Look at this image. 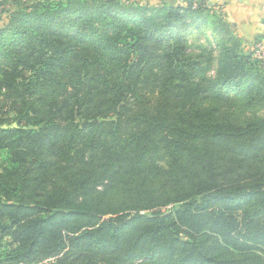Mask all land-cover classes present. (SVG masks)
I'll return each instance as SVG.
<instances>
[{
    "label": "trees",
    "instance_id": "1",
    "mask_svg": "<svg viewBox=\"0 0 264 264\" xmlns=\"http://www.w3.org/2000/svg\"><path fill=\"white\" fill-rule=\"evenodd\" d=\"M205 1L0 2L5 263L264 264V64Z\"/></svg>",
    "mask_w": 264,
    "mask_h": 264
},
{
    "label": "rangeland",
    "instance_id": "2",
    "mask_svg": "<svg viewBox=\"0 0 264 264\" xmlns=\"http://www.w3.org/2000/svg\"><path fill=\"white\" fill-rule=\"evenodd\" d=\"M3 0H0V2ZM36 1H42V0H36ZM65 1V0H64ZM123 2L126 3H131V4H137L139 6H151V7H162L163 4H168L162 0H122ZM33 0H21V3L26 4V3H32ZM205 2H207L208 4H212V6H214L215 11L218 13V15H220L221 17L224 18L225 21H227L226 17L224 16V13L222 12V8H220V6L218 5H214L212 2V0H206ZM170 5V4H168ZM173 5H179L181 6H186L185 3L183 2H179V3H175ZM172 5V6H173ZM10 9L9 6L2 8L1 10H4L5 13L1 14L2 16V21L0 23V27L3 28L5 27L8 23H9V14L6 13V11H8ZM228 22V21H227ZM229 23V22H228ZM231 24V23H229ZM235 35L242 41V52L244 54L247 55H253L254 57H256L257 59H259L260 61L263 62V59L260 58V56L258 55V46L259 44L264 43V36L262 37V39L260 41H255V42H248L247 38H249V36L246 35H242L238 32L237 28L231 24ZM191 32L189 33V35H184L186 37V39L188 40V44L187 46H189L191 49L193 48H202V47H210V46H217L218 41L220 40L217 35H215L213 33V31L211 30L210 27H206L202 30V32H197L193 29L190 30ZM248 42V43H247ZM260 116H264V111L260 110L259 112H257ZM169 210V209H168ZM168 210H165V212H167ZM3 246L5 245V242L0 243ZM4 251L3 248H0V264H7L4 261V258L1 257V253Z\"/></svg>",
    "mask_w": 264,
    "mask_h": 264
},
{
    "label": "crops",
    "instance_id": "3",
    "mask_svg": "<svg viewBox=\"0 0 264 264\" xmlns=\"http://www.w3.org/2000/svg\"><path fill=\"white\" fill-rule=\"evenodd\" d=\"M162 1L173 5L179 2L186 4L187 0ZM211 3L222 8L227 21L233 24L240 34L249 36L248 42L260 41L264 36V0H212Z\"/></svg>",
    "mask_w": 264,
    "mask_h": 264
},
{
    "label": "built area",
    "instance_id": "4",
    "mask_svg": "<svg viewBox=\"0 0 264 264\" xmlns=\"http://www.w3.org/2000/svg\"><path fill=\"white\" fill-rule=\"evenodd\" d=\"M258 46V55L264 61V43L257 45Z\"/></svg>",
    "mask_w": 264,
    "mask_h": 264
}]
</instances>
